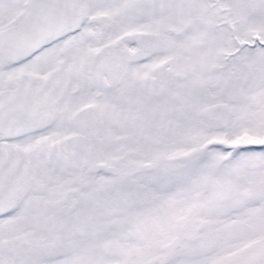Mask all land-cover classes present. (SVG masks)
Here are the masks:
<instances>
[{
    "label": "snow or ice",
    "instance_id": "snow-or-ice-1",
    "mask_svg": "<svg viewBox=\"0 0 264 264\" xmlns=\"http://www.w3.org/2000/svg\"><path fill=\"white\" fill-rule=\"evenodd\" d=\"M0 264H264V0H0Z\"/></svg>",
    "mask_w": 264,
    "mask_h": 264
}]
</instances>
